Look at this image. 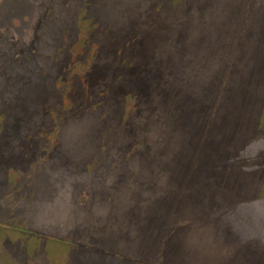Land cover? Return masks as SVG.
Listing matches in <instances>:
<instances>
[{
  "label": "rangeland",
  "instance_id": "rangeland-1",
  "mask_svg": "<svg viewBox=\"0 0 264 264\" xmlns=\"http://www.w3.org/2000/svg\"><path fill=\"white\" fill-rule=\"evenodd\" d=\"M263 152L264 0H0V264H264Z\"/></svg>",
  "mask_w": 264,
  "mask_h": 264
},
{
  "label": "trees",
  "instance_id": "trees-1",
  "mask_svg": "<svg viewBox=\"0 0 264 264\" xmlns=\"http://www.w3.org/2000/svg\"><path fill=\"white\" fill-rule=\"evenodd\" d=\"M252 10H253V9H252ZM257 13L260 14V11L257 10ZM252 27L255 28V30H256V27H254V25H252ZM256 131H259V129L256 130ZM260 136H261V135H260ZM255 137H256V136H255ZM250 139H251V138H250ZM263 155H264V152H263Z\"/></svg>",
  "mask_w": 264,
  "mask_h": 264
}]
</instances>
